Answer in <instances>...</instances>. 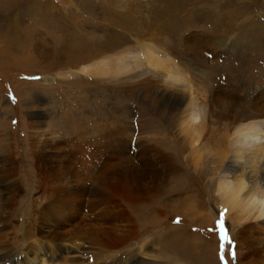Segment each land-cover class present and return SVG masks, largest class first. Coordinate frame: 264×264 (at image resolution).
Instances as JSON below:
<instances>
[{
    "label": "rangeland",
    "instance_id": "374dc122",
    "mask_svg": "<svg viewBox=\"0 0 264 264\" xmlns=\"http://www.w3.org/2000/svg\"><path fill=\"white\" fill-rule=\"evenodd\" d=\"M14 24L15 32L8 36L5 29L14 31ZM122 58L125 75L114 76L112 82L82 73L83 66L105 59L121 67ZM122 78L126 85L119 82ZM188 96L200 115L195 121L198 133L211 139L200 145L195 142V153L202 147L206 150L198 154H213V140L236 135L241 125L260 124L264 132V0H0V147L5 144L11 150L12 179L20 189L12 215L6 216L11 218L3 227L1 242L15 255L13 264H64L50 262L46 248L42 253L48 254L40 257L23 237L29 218L26 209L32 210L30 224H36L33 220L43 213L34 205L48 202L45 222L50 220L66 233H88L85 254H77L80 258L72 264H102L94 259L97 249L91 242L97 234L91 222L96 215L86 208L77 210V216L58 210L53 204L57 193L43 194L47 184L39 183L38 174L42 171L44 176L42 168L56 169L35 158L37 140H51L54 148L59 147L54 151L57 161L84 182L109 170L91 185H101L112 165L122 172V144L108 142L105 134L124 135L116 132L118 125L121 132H128L126 142L133 139L125 151L136 165L140 163L135 144L147 143L174 157L172 165L178 161L184 166L190 153L195 154L185 124L180 123L186 106L169 99L188 102ZM191 166L188 161L184 181L173 180V189L156 203L142 201L133 210L139 235L133 243L112 249L119 264H264V225L237 213L243 221L229 226V217L236 221V216L227 213L222 185L233 184L231 174L219 171L208 185L209 178ZM1 190L2 186L3 196ZM112 191L114 204L119 205L123 190ZM1 201L2 197L0 206ZM67 213L72 217L66 218ZM142 225L148 228L141 229ZM47 229L44 225L41 231L48 233ZM168 234L165 248L147 245L137 254L141 244ZM64 247L73 248L71 243ZM128 252L132 257L126 260Z\"/></svg>",
    "mask_w": 264,
    "mask_h": 264
},
{
    "label": "bare ground",
    "instance_id": "6f19581e",
    "mask_svg": "<svg viewBox=\"0 0 264 264\" xmlns=\"http://www.w3.org/2000/svg\"><path fill=\"white\" fill-rule=\"evenodd\" d=\"M11 27L14 31H12L11 28H7V30L5 29V33L8 36H10V33L15 32V29L13 27H17V26L16 24H14ZM124 59L125 58L121 59V63H123V66L121 67L117 66V64L113 61V59L112 60L105 59L99 62V64H95V65L91 64V65L83 66L85 72L82 73H86V75H92V76H96V74L102 75L103 77H106V79H108L107 81L112 82L114 76H120L122 74L125 75L124 70L126 69L127 66L125 65ZM129 64L127 65L129 66ZM119 82L121 84L127 83L125 78L124 79L122 78V80ZM188 92L191 93L190 90ZM174 98L173 99L175 101L170 100L171 98L169 99V101L177 105L186 106V109L183 110L182 112L180 123L185 124V129L186 131H188L185 133L189 135L190 145L195 153V142L197 143V141H199V145H200L202 144L201 142L203 140L205 142V141H210L211 139L206 138V135H200L198 133L200 127L195 126V121L198 119L200 115L197 112V107L194 106L192 98L189 97L188 102L184 100L183 102L182 100L180 101L181 98L179 97H178L179 99L176 97ZM183 118L184 120L182 121ZM241 127L243 128L235 132L236 135H221L218 139L213 140L212 146H213V150L215 151L213 154L211 155L206 154L203 156L198 154V152L201 149L202 150L205 149L201 147L200 149H197L198 152H196L195 154L190 153V157L188 161L194 165L190 167L192 170L200 171L199 174L205 176L206 178H209L208 180L209 183H207L208 185H210V182L214 179V177L218 174L219 171H225L231 174L233 184L225 185L224 183L222 185V187L224 188L223 193L226 197L225 203L228 206L226 208L227 213L229 215L235 213L236 216V221L234 219H230L229 217L228 219L229 226L240 224V223L238 224V222L241 221V219L243 218L237 213L245 214L246 218L255 219L259 221L260 225L263 226L264 225V141L262 142V140L264 139L263 138L264 135L262 134L264 132L261 130L260 124H252L251 126L241 125ZM117 128L118 130L116 132L124 135H110L113 134L114 131L113 132L106 131L105 134L108 137V142L110 140H112L113 142L114 140H117L118 142H120L119 145L122 144L121 146H119L122 149V157L119 161L121 165L124 167H120L119 165V168H122L121 169L122 172L118 173L117 171L119 169H116L115 166L112 165L113 168L112 170L110 169L111 174L109 175V177L107 176L108 178L101 185L100 184L91 185V184L95 183L101 175H105V173L109 170L106 169L107 170L106 172L102 170V173L100 172L97 179L89 178L88 180H85V182L82 181L81 178H79L80 175H78L76 171H73L72 169L70 171L69 168H65L66 166L64 167V164L57 161L59 156L56 158L54 151L56 152L59 147L54 148V144H52L53 142L51 140H49L47 143L46 142L41 143L40 141L37 140L36 143L38 145L34 152V156L38 161L45 162V164L47 163L48 165H53V167H55L56 169L54 171L53 168H50L51 170L47 171L46 168L45 170L44 168H42L44 176H42V171H41V174H38L37 178L40 181L39 183L42 182L44 184H47V185H43L45 187L42 188L44 190L43 194L49 192L57 193V196L53 199V204L58 206L57 209L61 211L65 210L70 214L75 213V215L77 216L78 213L77 210L83 212L84 208H86V210L90 211L91 214L96 215V217L93 218L95 221H91V222H93L96 225L97 228L95 229L94 226L93 228L94 231L97 232V234H96V239H94L91 242L92 245L94 244L92 249L96 248L97 250L95 251H97V253L95 252L92 253H95L94 259H97V261H100L102 264H104L106 261H110L111 264H115V262H118V264L121 263L117 261L116 257L114 256L115 253L114 252L111 253L112 249H114V247L116 246L117 247L122 246L125 243L128 244L133 243V241H135L136 238L138 237L139 235L137 231L138 224L134 222L137 215L133 214V210L140 208L143 203H153V204L156 203L157 200L161 198L162 194H164L165 192H169L173 189L171 186L173 180L184 181L186 177L185 176L186 172L188 173V171L184 172V170L186 169L183 168L184 166H187L188 161H186V164H184V166L183 164H180L178 161H176V163L172 165L171 161L172 159H174V157L172 158L167 153L163 154L164 152L162 151L160 152L157 151L154 147H152V145L150 144L148 145L147 143L143 145L141 144L138 145V143L136 144L134 143L136 147L135 159L138 160V162L140 163L136 165L135 163H133L134 161H132L131 158H128L129 152L127 153L125 151L127 144L129 147L130 146L129 144L133 139L131 137H128L127 138L128 141L126 142L125 138L127 137L128 132L127 131L121 132V129H119L120 128L119 125ZM194 136L197 137V140L194 138ZM112 149L113 147L111 148V150ZM33 150L34 149L32 146V152ZM0 151L3 154V156L0 155L2 156L0 158L1 161L0 186H2L1 192L3 191L2 193L3 196L0 195V198L2 197V201H3V202L1 201L2 204L0 206V224L1 223L3 224V226L0 227V264H13V260H17V259L14 258L15 256L14 254H11V252L8 251L9 249L1 242V239L3 237L2 233H5L3 227L6 226L7 222L11 218V217L8 218L6 216L12 215V209L16 205L17 197L19 196L18 191L20 189L18 190L16 186V182L12 179V176H14L13 175L14 167H12V162L14 160L11 162V157H10L11 155H9V151L11 150L7 149L4 144L3 147H0ZM54 162H57V164H54ZM108 164L111 165V163ZM57 165H59V167L61 165L60 167L61 169ZM102 167L106 168L107 165ZM192 170H190L189 173L192 172ZM169 178H171L172 180H170ZM50 180L53 181L60 180L61 182L57 183L58 186H53L54 185L53 183L51 185L48 184ZM86 182H89L88 185L90 186H87ZM93 187L94 189L90 190ZM117 187L123 190V196H124L122 199H120V201H118V203H120L119 205L114 204V202L117 200H116V195L112 191ZM259 188H262V192H260ZM86 198H88V201L85 204L86 206H83L84 199L86 201ZM73 200L74 201L80 200L81 203L79 204L76 203L77 204L76 206L74 205L75 202L72 203ZM35 203L36 202H34L32 205H34ZM47 204L50 205L49 202ZM34 206H35V210L38 213H43V214H39L38 217L35 216L37 218L34 219L33 221L36 220L38 224L37 223L30 224L32 220H29V218L32 217L30 215L32 210L26 209L29 218L28 219L25 218L26 223L24 222L25 225H23L25 227V229H23L25 235H23V237L26 236L28 238L27 241H29L30 245H32L36 249L37 254L40 257H46L48 253L47 254L42 253V251H44L46 248L47 249L46 251L50 252V256H51V258H49L50 262L61 260V262H63L64 264L67 263L72 264L73 262H76V260L80 258V255L77 254H80L81 252L85 254V251L83 250V246L85 244H88V243H84L85 241H88L87 238L89 236L87 235L86 237L87 232L84 233V231H82L75 233H66L63 231V229L56 228L55 225H52L49 219L48 222H45L47 220L45 219L44 216V211L47 209L46 205L39 207V204H36ZM126 210H128V212ZM45 212L47 214V211ZM227 213L223 211L224 216ZM65 217L70 218L72 217V215H69L67 213ZM75 220L76 218L74 217L72 221L75 222ZM120 223H125V225L124 224H123L124 226L122 224L120 225ZM44 225L49 227V229H47L48 233L41 231ZM143 225L141 229H143V227H145L144 229L148 228L147 226H143ZM135 227H137V229ZM241 236L244 237L243 235ZM169 238H170L169 234L166 236L157 235L155 241L148 240L146 241V244H141L138 247L137 254H142L144 248H146L147 245H150L152 247L160 245V247L163 248L164 244H168L169 242L165 240ZM76 242H78V245L76 244ZM68 243H71L73 247L70 250H66L64 247V245ZM55 251L59 252L58 256L55 255L56 254ZM251 251H255V250H251ZM130 253L131 252H128V259L126 260H129L132 257ZM72 255L75 256L72 257ZM248 255H252V254L249 253ZM56 256L58 258L54 259ZM142 256L144 257V255ZM10 257L11 259H9ZM174 257L177 259L176 254H174ZM41 262H43V260L40 261L39 263Z\"/></svg>",
    "mask_w": 264,
    "mask_h": 264
},
{
    "label": "snow or ice",
    "instance_id": "6c2138e0",
    "mask_svg": "<svg viewBox=\"0 0 264 264\" xmlns=\"http://www.w3.org/2000/svg\"><path fill=\"white\" fill-rule=\"evenodd\" d=\"M221 230L223 231V227L221 225ZM224 239H227V237L225 236ZM235 256V253H233V257Z\"/></svg>",
    "mask_w": 264,
    "mask_h": 264
}]
</instances>
